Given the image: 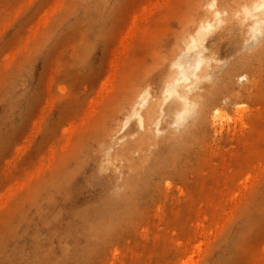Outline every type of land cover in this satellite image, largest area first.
<instances>
[{"label": "rangeland", "instance_id": "rangeland-1", "mask_svg": "<svg viewBox=\"0 0 264 264\" xmlns=\"http://www.w3.org/2000/svg\"><path fill=\"white\" fill-rule=\"evenodd\" d=\"M83 1L0 0L1 252L9 234L21 235L9 242L8 250L17 247L23 257L31 256L36 240L55 247L59 238L71 247L83 244L79 234L83 218L100 204V188L86 183L94 168L88 161L62 189L51 190L40 224L30 225L24 233V226L17 225L25 212L35 215L41 185L65 164H61L68 153L64 145L71 132L85 122L94 127L102 124L98 104L106 95V80L115 71L114 54L120 37L134 9L156 2L120 0L106 33L98 36L93 28L90 31L77 22L75 8ZM177 4L175 1L173 6ZM160 11L162 16L165 10ZM159 21L157 38L164 44L171 35L168 27L176 26V20ZM262 39L260 36L253 42L257 45ZM217 46L219 63L225 70L238 54L237 48L228 39L219 40L217 34L204 42L208 52ZM152 50V45H139L124 60L127 63L132 55L151 58ZM196 53L183 55L188 68H192ZM174 106L172 99L168 107ZM243 107L249 112H240ZM257 111H264V72L251 96L241 97L231 108L223 105L225 116L216 125L218 131L196 156L191 169L173 179L169 190L163 186L122 236L91 264H264V206L256 208L264 202V139L252 147L258 149L250 157L236 140L241 122ZM81 131L79 135L84 128ZM213 169L237 172L238 176L216 182L208 175ZM247 172H255L248 181ZM258 172L262 175L256 182ZM224 182L231 189L224 193L227 196L222 205ZM246 184L254 188L250 203L238 208ZM201 186L209 188V200L190 206L187 197H200ZM4 254L0 264H16Z\"/></svg>", "mask_w": 264, "mask_h": 264}, {"label": "bare ground", "instance_id": "bare-ground-1", "mask_svg": "<svg viewBox=\"0 0 264 264\" xmlns=\"http://www.w3.org/2000/svg\"><path fill=\"white\" fill-rule=\"evenodd\" d=\"M119 1L84 0L75 8L77 22L103 36ZM175 1L179 5L176 8ZM145 3L133 10L115 50V71L106 80V95L98 104L102 107V124L94 127L85 122L81 135L82 128L71 132L64 145L68 153L61 164H65L41 185L35 215L25 212L17 221L18 226H24L23 233L30 225L40 224L51 190L62 189L67 179L92 161L93 173L86 183L100 188V204L83 218L79 231L83 244L74 243L71 247L59 238L55 247L36 240L31 256L23 257L17 247L8 250L9 242L21 235L9 234L4 240L5 254L0 251V256L4 254L10 262L91 264L122 236L163 186L169 190L173 179L191 169L196 156L218 131L216 125L225 116L223 105L231 108L236 100L251 96L257 89L264 72V0H224L221 5L220 0ZM160 9L165 10L162 16ZM169 18L176 20V26L168 27L169 41L160 44L157 23ZM211 34H217L219 40L228 39L237 48L238 54L225 70L219 63L218 46L212 52L205 50L204 42ZM260 36L263 39L256 45L253 41ZM145 44L152 45V57L132 55L126 63L124 57ZM193 51H197L196 58L192 68H188L182 57ZM172 99L175 106L170 109ZM239 111L249 112L246 107ZM194 112L196 115L186 123ZM240 126L236 140L250 157L258 149L253 146L264 139V111L251 113ZM235 156L240 157L238 153ZM247 173L248 181L255 172ZM208 175L218 182L236 176L237 172L213 169ZM261 175L255 174L256 182ZM222 186L219 203L223 205L227 196L224 193L231 188L227 182ZM253 189L244 185L238 208L249 205ZM209 191L201 186L200 197H187L189 205L198 200L207 202ZM263 206L262 201L256 208ZM199 227L205 228L203 223Z\"/></svg>", "mask_w": 264, "mask_h": 264}]
</instances>
